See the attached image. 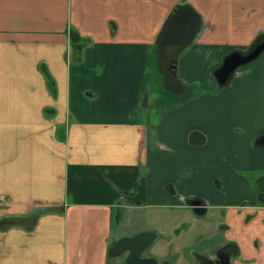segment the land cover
Wrapping results in <instances>:
<instances>
[{"label": "crops", "instance_id": "1", "mask_svg": "<svg viewBox=\"0 0 264 264\" xmlns=\"http://www.w3.org/2000/svg\"><path fill=\"white\" fill-rule=\"evenodd\" d=\"M263 35L264 0H0V264H110L192 199L264 264V52L213 76Z\"/></svg>", "mask_w": 264, "mask_h": 264}, {"label": "flooded vegetation", "instance_id": "2", "mask_svg": "<svg viewBox=\"0 0 264 264\" xmlns=\"http://www.w3.org/2000/svg\"><path fill=\"white\" fill-rule=\"evenodd\" d=\"M193 201L200 200L187 202L191 204ZM202 207L206 209L203 202ZM190 209L195 215L190 221L174 220L176 226L166 232L161 227L152 230L156 238L140 254L141 258L152 261H135L134 264H237L240 253L235 240V228L225 220V214L220 212L207 216V209L203 214L195 212L191 205ZM192 226H203V229L192 230ZM121 239L124 237L118 241ZM157 242L158 245L160 243L159 247L156 246ZM128 255L129 251L126 250L115 259L118 264H126Z\"/></svg>", "mask_w": 264, "mask_h": 264}, {"label": "water", "instance_id": "3", "mask_svg": "<svg viewBox=\"0 0 264 264\" xmlns=\"http://www.w3.org/2000/svg\"><path fill=\"white\" fill-rule=\"evenodd\" d=\"M264 52V39L255 45L251 50L241 53L239 51H233L228 54L222 61L221 66L214 71L213 76L219 86H224L229 81L231 75L235 73L239 68L248 65L256 60ZM195 212L203 214L206 209L202 207L201 201H193L190 204ZM156 238L154 232H143L137 234L134 237L124 238L113 244L108 249V257L116 258L122 252L128 250L129 255L126 259V264H134L135 261L142 263H149L146 261H152L150 259H143L140 257L143 252Z\"/></svg>", "mask_w": 264, "mask_h": 264}, {"label": "rangeland", "instance_id": "4", "mask_svg": "<svg viewBox=\"0 0 264 264\" xmlns=\"http://www.w3.org/2000/svg\"><path fill=\"white\" fill-rule=\"evenodd\" d=\"M159 72H155L154 75H152V86L155 87L156 84H158L157 87V99L163 100L166 97V93L162 86V80L158 74ZM155 93V91H152ZM168 96V95H167ZM207 216L211 215V212H208L206 214ZM126 219L123 221H120L119 225L117 223L116 228L113 232V239H119V238H130L134 237L137 234L143 233V232H152V230H155L157 228H160L161 230H170L176 225V221L179 220H187L190 221L192 218H195V215L192 212H185L183 210H174V209H146V210H131L127 211L125 213ZM117 217V215H116ZM181 218V219H180ZM174 220H176L174 222ZM174 222V223H173ZM198 227L192 226L191 229L194 230ZM212 228V225H211ZM203 229V226H200L197 230L200 231ZM196 232V231H195ZM197 233V232H196ZM195 234V233H193ZM157 247L160 246V243L158 245V242L156 244ZM110 264H118L117 259L110 260Z\"/></svg>", "mask_w": 264, "mask_h": 264}, {"label": "trees", "instance_id": "5", "mask_svg": "<svg viewBox=\"0 0 264 264\" xmlns=\"http://www.w3.org/2000/svg\"><path fill=\"white\" fill-rule=\"evenodd\" d=\"M263 39H264V35L261 37V39H260L258 42H256L254 45L251 46V49H252L255 45H257L258 43H260ZM78 55H79V54H78ZM77 59H79V57H77ZM191 90H193V87L188 86L185 95H184V96L182 97V99H180V100H182V101H186L187 99L191 98V96H192V94H193V93H191Z\"/></svg>", "mask_w": 264, "mask_h": 264}]
</instances>
